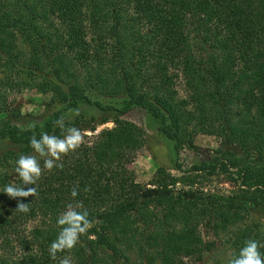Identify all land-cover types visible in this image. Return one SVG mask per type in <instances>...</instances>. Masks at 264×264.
Wrapping results in <instances>:
<instances>
[{"label": "trees", "instance_id": "obj_1", "mask_svg": "<svg viewBox=\"0 0 264 264\" xmlns=\"http://www.w3.org/2000/svg\"><path fill=\"white\" fill-rule=\"evenodd\" d=\"M25 86L58 107L19 127L8 118L7 93ZM117 97L120 107L101 101ZM132 106L171 141L177 174L158 165L147 183L135 180L128 164L145 136L121 117ZM107 114L111 127L27 186L35 196L0 191V264H59L64 256L73 264H204L213 246L206 234L264 209V0H0V190L21 183L15 161L37 155L33 135L62 136L60 117L66 128L93 132ZM198 133L240 153L216 147L183 168L178 152L195 148ZM212 175L226 177L233 192L220 199L203 190ZM18 200L29 211H17ZM76 201L94 226L53 260L58 215ZM255 234L237 229L239 249Z\"/></svg>", "mask_w": 264, "mask_h": 264}, {"label": "rangeland", "instance_id": "obj_2", "mask_svg": "<svg viewBox=\"0 0 264 264\" xmlns=\"http://www.w3.org/2000/svg\"><path fill=\"white\" fill-rule=\"evenodd\" d=\"M176 89L180 95L185 94L180 79L176 82ZM48 99L47 94L40 93L29 86L18 89L13 88L7 93V100L12 105V111L8 112V118L19 127L39 122L58 107L57 104L50 103ZM101 101L111 103L116 107L122 105V97L116 99L102 98ZM80 111L92 115L96 120L101 117L99 111L89 107H82ZM106 116L108 121L97 125L95 131L83 132L86 136L84 139L90 140L92 134H95L98 130L112 126L111 114ZM121 117L141 127L144 131V145L136 152L132 162L128 164V167L134 172L135 180L142 184L147 183L158 165L165 166L172 174H177V171L173 168L174 155L171 141L158 130L157 123L148 113L143 108L132 106L125 110ZM194 145L195 148L193 149L183 147L178 152L177 162L183 168H188L192 163L209 159L216 147L231 150L236 154L240 153L236 145L220 143L219 137L215 135L198 133L194 137ZM199 185L203 190L216 195L220 199H224L233 192L232 184L223 175L209 176ZM244 226H249L252 233L256 232L254 238H251L250 235L249 239L264 243V209L250 208L241 224H236L226 232H218L216 235L208 233L204 236V239L213 242L211 251L204 257V264H227L228 259L239 251L234 232L237 229L244 228Z\"/></svg>", "mask_w": 264, "mask_h": 264}, {"label": "clouds", "instance_id": "obj_3", "mask_svg": "<svg viewBox=\"0 0 264 264\" xmlns=\"http://www.w3.org/2000/svg\"><path fill=\"white\" fill-rule=\"evenodd\" d=\"M55 124L63 131V135L57 136L48 132H41L39 138L33 135L29 144L37 155L20 154L15 161V172L21 183H9L0 191L13 199L33 197L37 194V189L27 187L28 185H35L45 169L51 171L53 168H63V164L58 162L61 161L62 156L76 151L81 146L84 134L74 126L66 128L63 117L58 118ZM38 157L43 159V167ZM77 195V188L74 187L71 196L75 198ZM16 210L29 211L28 203L18 200ZM57 224L60 231L49 247V254L53 260L56 259L58 252L73 249L79 242L80 236L87 234L94 226L93 221L89 219L87 209L83 208L80 201L68 203L65 210L58 215ZM261 248H264V243L248 239L239 249L238 254L228 259L227 264H264V253L261 252ZM59 264H73V261L69 256H64L59 260Z\"/></svg>", "mask_w": 264, "mask_h": 264}]
</instances>
